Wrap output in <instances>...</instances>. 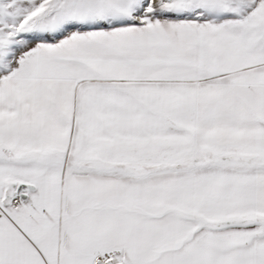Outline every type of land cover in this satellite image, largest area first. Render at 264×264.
<instances>
[{
    "label": "snow or ice",
    "instance_id": "6c2138e0",
    "mask_svg": "<svg viewBox=\"0 0 264 264\" xmlns=\"http://www.w3.org/2000/svg\"><path fill=\"white\" fill-rule=\"evenodd\" d=\"M0 264H264V0H0Z\"/></svg>",
    "mask_w": 264,
    "mask_h": 264
}]
</instances>
